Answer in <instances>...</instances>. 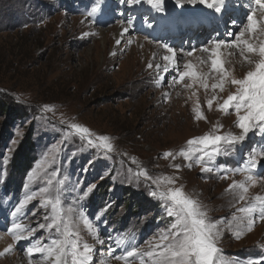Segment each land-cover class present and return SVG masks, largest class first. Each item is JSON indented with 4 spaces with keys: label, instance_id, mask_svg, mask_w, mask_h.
<instances>
[{
    "label": "rangeland",
    "instance_id": "374dc122",
    "mask_svg": "<svg viewBox=\"0 0 264 264\" xmlns=\"http://www.w3.org/2000/svg\"><path fill=\"white\" fill-rule=\"evenodd\" d=\"M250 2L227 0L225 10L215 13L187 0L179 5L176 0H162L159 7L148 0H0V251L13 244L7 228L16 219L11 213L25 191L27 172L51 146L64 140L66 129L61 121L68 120L110 136L116 148L105 157L86 149L80 140L69 138L53 166V170L60 169L61 177H67L62 193L65 206L75 204L98 227L103 244L81 227V236L94 247L95 264H123L113 258L124 248L115 245L118 236L131 237L137 246H143L170 223L163 202L149 195L154 185L134 177L137 165L131 162L132 157L153 177L178 176L176 186L183 185L213 220L223 218V234L218 241L220 264H247L250 259L264 257L260 247L264 245V222L258 221L239 239L226 227L234 211L229 205L234 201L224 189L231 179H243L242 175L229 173V179L223 180L215 172L201 173L200 165L194 162L188 168L182 158L172 161L162 155L210 131L217 121L224 126L221 131L238 133L234 113L223 115L215 105L209 111L205 99L211 91L206 94L197 89L207 120H194L191 108L196 98L188 99L190 92L179 86H168L174 73H161L164 79L157 86L158 75L147 67L148 58L145 61L138 55L134 62L132 54L134 43H148L155 54L148 52L149 61L155 65L166 54L158 45L168 44L177 50L183 64L190 59L184 55L187 51L198 50L217 36L227 38L230 22H243ZM96 4L100 10L89 16ZM129 20L132 26L117 39L116 32L121 34ZM198 55L199 51L191 57L193 62ZM231 61L235 75L242 77L249 66L241 64L238 52ZM234 90L228 88L219 95ZM165 91L170 93L168 101ZM45 104L51 105L52 111L43 110ZM261 144L264 132L250 135L213 163L216 168L236 167L253 145ZM4 157L8 158L6 164ZM173 164H180V169ZM255 175L258 183L249 194H264V165ZM39 186L33 185V190ZM92 186L88 196L80 199ZM45 215L37 200L20 219L36 227L45 222ZM40 238L47 243L52 237L38 230L34 239ZM29 244H14L12 251L0 256V264H29L25 254ZM110 248L115 251L110 252ZM33 264L47 262L36 255Z\"/></svg>",
    "mask_w": 264,
    "mask_h": 264
},
{
    "label": "snow or ice",
    "instance_id": "6c2138e0",
    "mask_svg": "<svg viewBox=\"0 0 264 264\" xmlns=\"http://www.w3.org/2000/svg\"><path fill=\"white\" fill-rule=\"evenodd\" d=\"M128 2L138 3L139 0ZM176 2L179 5L181 0ZM148 3L159 7L162 0H148ZM187 3L203 5L215 13H222L227 6V0H187ZM246 8L243 22H230L226 30L227 38L214 37L198 50L193 48L184 54L191 58L199 51L201 55L196 56V62L187 59L181 64V56L177 50L163 44L158 45L166 50V54L160 57L162 62L155 65L149 62L147 65L149 69L154 68L158 75L157 86H161L164 79L161 73L172 72L174 75L168 80L169 88L179 86L190 92L188 99L196 98L191 108L194 120H207L197 89H203L206 94L211 91L210 97L205 99L209 111L215 105V109L223 115L234 113L233 124L239 130L238 133L231 130L221 131L224 126L217 121L210 131L194 136L178 150H168L162 155L172 161L178 157L182 158L188 168H191L194 162L200 165L201 173L215 172L223 180L229 179V173L233 177L242 175L243 179H231L224 189V193H230L234 201L229 205L234 211L227 220L226 227L236 239L251 232L258 221L264 222V194H249L250 188L258 183L255 170L264 165V144L253 145L245 154L243 163L236 167L216 168L213 163L218 156L226 154L227 149L242 145L250 135L264 132V0H251ZM99 10L100 5L96 4L88 15L92 16ZM131 26L129 20L128 27L122 29L121 35ZM120 43V40L116 41L117 45ZM236 52L241 58V64L249 66L242 77L235 75V65L231 61ZM228 88L235 90L228 91L226 96L219 95ZM177 95H180V92H177ZM164 98L165 101L169 100L168 91L164 92ZM43 110L52 111V106L45 104ZM61 123L66 129L64 140L51 146L26 174L23 185L25 191L11 213L16 219L7 228L13 244L0 251V256L12 251L14 244L25 241L30 242L25 249L29 264H33V257L36 255L47 264H95L92 255L94 247L81 236V227L97 243L103 244L104 241L99 237L97 225L82 209L75 204L65 206L62 193L67 177H61L60 169L53 170V166L62 151L63 143L69 138L80 140L86 149L95 150L105 157L114 153L116 148L110 136L96 133L84 124L68 120ZM130 159L137 165L134 177L137 180L143 178L154 185L149 195L163 202L170 223L145 241L143 246H137L131 237L118 236L114 243L124 248L120 255H114L113 258L123 264H134L137 261L138 264H220L222 250L218 247V241L223 234V218L213 220L204 205L185 192L183 185L176 186L178 176L153 177L134 157ZM7 160L8 158L4 157L5 164ZM171 166L177 170L181 167L180 164ZM37 184L41 186L33 190V185ZM93 189L94 186L84 191L80 199L87 197ZM37 200L39 207L46 210L43 218L45 222L32 227L23 223L20 217L24 216L29 205ZM35 214L34 212L33 215ZM38 230L47 231L52 238L47 243L43 242V238L34 239ZM129 240L132 241L131 244L126 243ZM260 247L264 248V245ZM109 251L114 252L115 249L110 248ZM247 264H264V257L250 259Z\"/></svg>",
    "mask_w": 264,
    "mask_h": 264
},
{
    "label": "bare ground",
    "instance_id": "6f19581e",
    "mask_svg": "<svg viewBox=\"0 0 264 264\" xmlns=\"http://www.w3.org/2000/svg\"><path fill=\"white\" fill-rule=\"evenodd\" d=\"M121 34L120 33H118V32H116V36H117V39H118V37L120 36ZM136 39V38H135ZM151 50H152V48H151V45L150 44H148V43H145V42H139V43H134V47H133V49H132V54H133V59H134V62L136 61H138V57L140 56V55H142V57H143V60H145L146 61V59L148 58V60H147V62H146V64H148L150 61V59L151 58H149V56L151 55L152 56V54H154V52H152L151 53ZM148 52L149 53H151L150 55H148ZM139 55V56H138ZM190 59H192V58H190ZM263 185V184H262Z\"/></svg>",
    "mask_w": 264,
    "mask_h": 264
},
{
    "label": "trees",
    "instance_id": "16d2710c",
    "mask_svg": "<svg viewBox=\"0 0 264 264\" xmlns=\"http://www.w3.org/2000/svg\"><path fill=\"white\" fill-rule=\"evenodd\" d=\"M2 107V104H0V109H3V108H1Z\"/></svg>",
    "mask_w": 264,
    "mask_h": 264
}]
</instances>
